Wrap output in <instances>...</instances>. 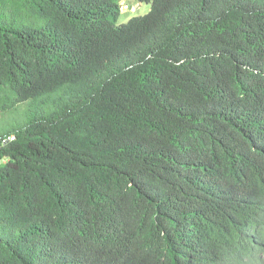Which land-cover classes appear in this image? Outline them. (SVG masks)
Returning a JSON list of instances; mask_svg holds the SVG:
<instances>
[{"label": "trees", "instance_id": "1", "mask_svg": "<svg viewBox=\"0 0 264 264\" xmlns=\"http://www.w3.org/2000/svg\"><path fill=\"white\" fill-rule=\"evenodd\" d=\"M0 0V264H264V0Z\"/></svg>", "mask_w": 264, "mask_h": 264}, {"label": "rangeland", "instance_id": "2", "mask_svg": "<svg viewBox=\"0 0 264 264\" xmlns=\"http://www.w3.org/2000/svg\"><path fill=\"white\" fill-rule=\"evenodd\" d=\"M120 4L127 5L126 10L120 11L118 23H126L130 18L142 16L150 11V4L140 3L137 0H118Z\"/></svg>", "mask_w": 264, "mask_h": 264}, {"label": "built area", "instance_id": "3", "mask_svg": "<svg viewBox=\"0 0 264 264\" xmlns=\"http://www.w3.org/2000/svg\"><path fill=\"white\" fill-rule=\"evenodd\" d=\"M127 8H128L127 5L120 4V11H122V10H126Z\"/></svg>", "mask_w": 264, "mask_h": 264}]
</instances>
